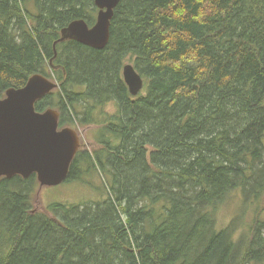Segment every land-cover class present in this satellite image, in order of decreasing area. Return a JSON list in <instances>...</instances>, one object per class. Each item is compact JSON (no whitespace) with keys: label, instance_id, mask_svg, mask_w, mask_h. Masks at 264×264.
<instances>
[{"label":"trees","instance_id":"trees-1","mask_svg":"<svg viewBox=\"0 0 264 264\" xmlns=\"http://www.w3.org/2000/svg\"><path fill=\"white\" fill-rule=\"evenodd\" d=\"M97 13L94 0H0V99L35 74L57 81L36 111L98 128L66 182L106 187L37 209L36 175L0 177V264H264V0H122L104 50L57 44ZM236 200L241 215L219 224Z\"/></svg>","mask_w":264,"mask_h":264},{"label":"water","instance_id":"water-1","mask_svg":"<svg viewBox=\"0 0 264 264\" xmlns=\"http://www.w3.org/2000/svg\"><path fill=\"white\" fill-rule=\"evenodd\" d=\"M94 1L98 9L95 24L90 27L85 20L73 21L61 31L57 44L74 40L98 51L108 46L111 23L122 0ZM122 75L130 94L137 97L145 87L144 79L131 63L123 66ZM58 87L57 81L35 74L24 87L10 88L0 99V177L36 175L40 189L67 181L81 148L80 137L73 128L60 129L57 110L37 112L35 108Z\"/></svg>","mask_w":264,"mask_h":264},{"label":"rangeland","instance_id":"rangeland-1","mask_svg":"<svg viewBox=\"0 0 264 264\" xmlns=\"http://www.w3.org/2000/svg\"><path fill=\"white\" fill-rule=\"evenodd\" d=\"M114 111L115 108L113 105L107 108V112L113 113ZM70 128H73L78 133L81 141V148H88V150H92L96 147L95 138L96 133L98 132L97 127ZM37 195L38 200L36 201L35 208L48 209L50 206L57 203L84 204L88 202L101 201L106 197V187L100 177L94 174L91 176H84L81 181L64 182L58 186H45L41 189L40 186H38ZM263 204L264 200L261 205ZM242 207L244 206L240 200H236L224 206L219 214V224L225 226L234 219L238 218V216L241 215ZM245 216L246 218H249V222H251V219L254 217V213L249 212Z\"/></svg>","mask_w":264,"mask_h":264}]
</instances>
